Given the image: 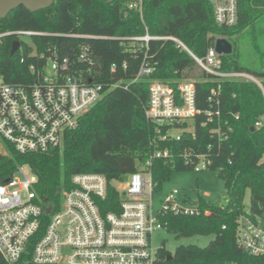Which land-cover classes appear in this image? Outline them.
Masks as SVG:
<instances>
[{"label": "trees", "instance_id": "16d2710c", "mask_svg": "<svg viewBox=\"0 0 264 264\" xmlns=\"http://www.w3.org/2000/svg\"><path fill=\"white\" fill-rule=\"evenodd\" d=\"M125 1L61 0L34 13L21 5L0 19L2 29L57 33L34 38L38 52L46 55L55 51L60 58L73 62L80 46L88 44L94 59L93 79L104 85L122 83L109 88L102 99L80 116L78 125L65 133L61 148L45 153H18L6 143L5 150L0 149V182L12 177L18 165L28 164L37 176L34 190L42 204L56 211L61 189L68 187L73 173L98 172L108 181L107 196L99 203L106 213L119 209L120 194L112 181H124L135 171H149L154 191L172 171L193 170V164L184 163L179 154L184 148L202 152L211 160L205 170L217 171L223 180L226 205L209 204L198 198L194 214L162 211L160 221L176 237L196 233L214 237L205 247L179 245L171 261L166 259L168 252L162 246L160 256L166 264L256 261L238 249L235 234L247 190L249 211L264 225V123L258 130L251 129V124L264 117L261 89L246 80H215L169 40L150 41L147 52L154 71L133 82L143 52H133L139 44L128 37L143 34L146 26L153 35L178 36L200 57L217 38L226 37L233 52L221 55L222 70L248 72L262 79L264 85V0H238V18L233 26L215 22L208 0H143L141 14L128 7L135 0ZM243 39L251 49L250 65L241 63ZM12 43L13 38L6 37L0 45V73L4 81L14 85L36 81L37 74L30 72L29 66L33 65L36 72L45 59L27 55L26 50L10 54ZM181 79L194 80L195 102L201 113L194 117L193 124L185 123L191 130L183 133L180 140L158 141L157 147H167L171 158H154L147 165L156 147L152 124L144 115L148 82L160 80L175 87ZM218 86V103L209 102V94ZM0 264L7 263L0 258Z\"/></svg>", "mask_w": 264, "mask_h": 264}, {"label": "built area", "instance_id": "2783aa9c", "mask_svg": "<svg viewBox=\"0 0 264 264\" xmlns=\"http://www.w3.org/2000/svg\"><path fill=\"white\" fill-rule=\"evenodd\" d=\"M208 1L218 25L236 24L238 0ZM128 7L141 14L143 0L132 1ZM55 34L36 29L0 28V45L6 37H11L13 42L19 40L16 51L23 53L26 50L27 55L45 59L36 72L33 65L29 66V71L37 74L32 83L10 84L0 73L1 150H5L6 143L18 153H45L61 148L65 133L78 125L80 116L102 99L109 88L122 84L117 81L104 85L93 79L94 59L88 44L80 46L73 62L67 57L60 58L55 51L48 55L38 52L34 38ZM24 37L32 38L34 49ZM128 38L139 44L133 52H143L133 82L154 71L147 52L150 41L169 40L192 56L198 67L215 80L251 81L258 85L264 97L262 79L245 71L222 70L221 54L214 45L200 57L178 36L153 35L146 26L143 34ZM218 91L219 86L212 89L209 102L218 103ZM195 96L193 79L178 80L175 87L160 80L148 82L144 115L152 124L156 147L150 153L147 165L154 158L173 156L167 147L158 148V141L180 140L183 133L191 130L185 123L193 124L194 117L201 113ZM215 113L219 114L218 109ZM207 115L210 116V112ZM263 123L262 116L251 124L252 130H258ZM179 154L184 163L193 164V170H205L211 163L206 154L192 149L184 148ZM17 172L22 173L21 179L15 176ZM11 176L0 182V258L7 264H166L160 256L162 245L155 248L152 242L153 234L165 227L160 221V213L194 214L196 211L197 204L175 203L177 192L172 191L155 213L151 199L147 198L153 192L149 171H135L124 181H112L120 194L119 209L106 213L99 203L107 196L108 181L98 172L73 173L68 187L61 189L59 208L54 211L50 207L49 212L46 210L49 206L42 204L34 190L37 176L28 164L18 165ZM235 240L238 249L256 261L231 260L226 264H262L264 225L249 210L243 211L238 218Z\"/></svg>", "mask_w": 264, "mask_h": 264}, {"label": "rangeland", "instance_id": "374dc122", "mask_svg": "<svg viewBox=\"0 0 264 264\" xmlns=\"http://www.w3.org/2000/svg\"><path fill=\"white\" fill-rule=\"evenodd\" d=\"M128 2L125 1V3ZM25 41L34 49L33 40L30 37H24ZM240 48L242 49L241 63L250 65L251 49L247 40L243 39ZM50 68V65H47ZM26 168V167H25ZM17 178L23 177L22 173L15 174ZM172 191H176L175 203L187 204L190 200L202 198L205 202L212 204L218 203L226 205V188H224L223 180L219 177L217 171L214 170H177L172 171L170 176L163 180L158 188H155L151 197L154 212H158L162 203L166 200L167 195ZM250 190L246 191L243 201L244 211L249 210ZM214 234H199L189 236H178L168 231L167 228H161L152 236L153 246L155 248H165L168 253L174 254L179 245H197L200 247L207 246L213 239Z\"/></svg>", "mask_w": 264, "mask_h": 264}, {"label": "water", "instance_id": "95a60500", "mask_svg": "<svg viewBox=\"0 0 264 264\" xmlns=\"http://www.w3.org/2000/svg\"><path fill=\"white\" fill-rule=\"evenodd\" d=\"M54 1H61V0H0V19L5 18L9 12L16 9L18 6L22 5L27 10L34 13V11L52 6ZM105 1H107L108 3L114 2V0H105ZM18 47H19V40L14 41L11 46L10 54H13L18 49ZM214 48L221 55H226L233 52L232 43L226 37L217 38L215 40ZM7 63H9V60H7ZM197 203H198L197 199L188 201V204L191 206H195ZM46 210L49 212L50 207H46ZM172 258L173 256L171 253L166 254V259L168 261H171Z\"/></svg>", "mask_w": 264, "mask_h": 264}]
</instances>
